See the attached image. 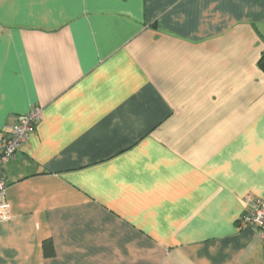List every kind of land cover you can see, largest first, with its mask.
Instances as JSON below:
<instances>
[{
  "label": "crops",
  "instance_id": "0c3cea01",
  "mask_svg": "<svg viewBox=\"0 0 264 264\" xmlns=\"http://www.w3.org/2000/svg\"><path fill=\"white\" fill-rule=\"evenodd\" d=\"M263 51L264 0H0V264H264Z\"/></svg>",
  "mask_w": 264,
  "mask_h": 264
},
{
  "label": "built area",
  "instance_id": "2783aa9c",
  "mask_svg": "<svg viewBox=\"0 0 264 264\" xmlns=\"http://www.w3.org/2000/svg\"><path fill=\"white\" fill-rule=\"evenodd\" d=\"M43 117L42 107H33L28 113L19 116L10 131L0 137V219H8L9 202L6 200L8 187L4 164L23 148L30 135L34 133ZM247 207L239 218L242 226H252L264 235V196L248 195Z\"/></svg>",
  "mask_w": 264,
  "mask_h": 264
},
{
  "label": "trees",
  "instance_id": "16d2710c",
  "mask_svg": "<svg viewBox=\"0 0 264 264\" xmlns=\"http://www.w3.org/2000/svg\"><path fill=\"white\" fill-rule=\"evenodd\" d=\"M259 66L264 71V51L259 60ZM43 253L45 256H51L55 254V247L52 238H46L42 241Z\"/></svg>",
  "mask_w": 264,
  "mask_h": 264
}]
</instances>
